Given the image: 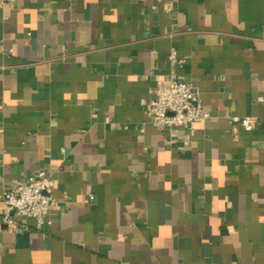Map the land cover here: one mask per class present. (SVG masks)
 I'll return each mask as SVG.
<instances>
[{
  "label": "crops",
  "instance_id": "0c3cea01",
  "mask_svg": "<svg viewBox=\"0 0 264 264\" xmlns=\"http://www.w3.org/2000/svg\"><path fill=\"white\" fill-rule=\"evenodd\" d=\"M172 48L209 117L158 129ZM41 170L52 223L0 199V264H264V0L0 7V196Z\"/></svg>",
  "mask_w": 264,
  "mask_h": 264
},
{
  "label": "built area",
  "instance_id": "2783aa9c",
  "mask_svg": "<svg viewBox=\"0 0 264 264\" xmlns=\"http://www.w3.org/2000/svg\"><path fill=\"white\" fill-rule=\"evenodd\" d=\"M16 0H0V7L14 6ZM172 67L170 79L157 81L151 89L149 102L151 124L158 129H171L178 126L193 127L209 117L199 99V90L193 83L178 79L176 67L185 63L175 48L169 53ZM244 129L251 130L254 120L251 117H234ZM54 180L45 170L30 176L24 183L4 189L0 199L4 205L3 223L11 231L28 229L26 221L34 219L38 228L49 226Z\"/></svg>",
  "mask_w": 264,
  "mask_h": 264
}]
</instances>
